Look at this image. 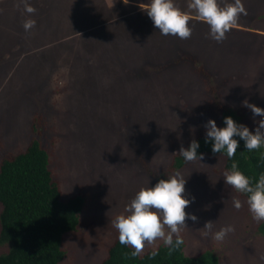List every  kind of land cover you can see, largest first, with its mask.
Wrapping results in <instances>:
<instances>
[{
	"label": "rangeland",
	"instance_id": "obj_1",
	"mask_svg": "<svg viewBox=\"0 0 264 264\" xmlns=\"http://www.w3.org/2000/svg\"><path fill=\"white\" fill-rule=\"evenodd\" d=\"M141 2L148 0H28L37 10L29 15L19 0H0V161L36 135L64 197L86 193L59 264H101L119 236L111 220L142 187L177 171L192 201L186 212L198 217L181 233L185 252L212 249L219 264H264L261 221L247 196L225 184L223 155L168 169L181 146L206 134L209 119L221 127V105L252 131L264 119L243 106L247 99L264 108V0H242L247 15L223 42L195 17L190 39L162 35ZM176 3L187 9L188 0ZM29 18L36 25L26 31ZM234 198L244 202L239 210ZM209 220L213 232L235 231L214 241L202 235Z\"/></svg>",
	"mask_w": 264,
	"mask_h": 264
},
{
	"label": "trees",
	"instance_id": "obj_2",
	"mask_svg": "<svg viewBox=\"0 0 264 264\" xmlns=\"http://www.w3.org/2000/svg\"><path fill=\"white\" fill-rule=\"evenodd\" d=\"M217 110L221 127L226 126L224 118L227 116H232L239 124L232 108L221 105ZM38 132L36 125L33 126V134ZM236 138L239 147L232 158L226 151L214 154V141L206 142V134L193 139L200 144L198 154L223 155L226 171H230L232 163L236 162L253 183L258 182L264 174V147L248 151L245 142ZM192 140L184 147H189ZM188 163L177 151L168 169L175 172ZM86 202L87 195L82 191L64 197L51 167V153L36 135L24 149L4 155L0 161V244L7 248L0 253V264H59L67 254L63 247L64 236L78 229ZM257 228L264 235V220ZM153 250L158 252L154 257L151 255ZM133 251L130 246L120 244L118 236L108 247L101 264H219V256L212 249L187 254L185 239L171 254L164 243L139 256L133 257Z\"/></svg>",
	"mask_w": 264,
	"mask_h": 264
},
{
	"label": "clouds",
	"instance_id": "obj_3",
	"mask_svg": "<svg viewBox=\"0 0 264 264\" xmlns=\"http://www.w3.org/2000/svg\"><path fill=\"white\" fill-rule=\"evenodd\" d=\"M123 2L127 5L129 0ZM21 4L23 11L29 15L37 11L28 0H19L17 7ZM139 7L152 19L162 35L190 39L193 32L190 22L195 17L209 25L210 35L217 42H223L227 38L226 34L237 25L241 15H247L242 0H232L226 4H221L220 0H188L186 10L181 8L176 0H148L147 3L141 2ZM35 25V19L29 18L24 21L23 27L29 31ZM243 106L249 108L254 117L264 116V108L249 103L247 99L243 101ZM224 123L225 127H218L215 119H209L205 125L206 142L214 141V154L226 151L229 158L234 157L239 147L236 137L245 142L248 151L264 147V119L256 122L255 131L242 123L238 124L232 116L225 117ZM199 147V142L193 139L189 147L181 146L179 154L186 162L202 161L205 154H198ZM223 177L226 185L247 196L245 202L253 219L257 222L264 220V174L260 175L258 182L253 183L252 179L239 169L238 164L233 162L231 170L225 171ZM186 183L184 175L177 171L167 179H160L154 187H142L124 211L111 220L113 227L118 230L120 244L134 249L131 253L133 257L141 255L146 245H154L157 240L163 241L164 245L169 247L170 254L184 243L181 233L188 227L186 220L198 221L195 214L186 212L192 202L185 196ZM243 203L239 198L233 199L237 210ZM213 227V221L206 222L202 235H211L217 242H222L229 233L235 231L233 225L222 227L215 232ZM157 254L156 250L151 253L153 257Z\"/></svg>",
	"mask_w": 264,
	"mask_h": 264
}]
</instances>
